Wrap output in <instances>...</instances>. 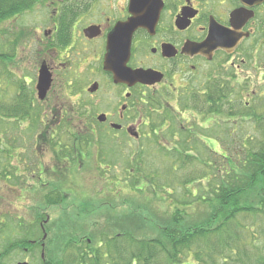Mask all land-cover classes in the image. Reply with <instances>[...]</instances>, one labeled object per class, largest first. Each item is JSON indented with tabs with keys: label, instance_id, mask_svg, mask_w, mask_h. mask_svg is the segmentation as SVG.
Here are the masks:
<instances>
[{
	"label": "flooded vegetation",
	"instance_id": "flooded-vegetation-1",
	"mask_svg": "<svg viewBox=\"0 0 264 264\" xmlns=\"http://www.w3.org/2000/svg\"><path fill=\"white\" fill-rule=\"evenodd\" d=\"M0 44V155L6 159L0 160V183L7 190L21 174L29 179L34 163L30 180L43 193L44 184L58 181L63 159L70 161L72 152L87 159L100 139H128L125 148L140 150L144 143L137 142L150 137L159 151H180L168 138L177 143L182 136L186 143L188 136H215L221 124L230 127L237 112L233 86L244 87L236 70L252 60L256 69L264 63V0H41L0 21ZM108 54L130 71L160 79L115 83ZM47 80L41 98L38 83ZM225 84L230 97L220 115L216 92ZM81 129L86 145L78 143ZM41 151L52 153L50 164ZM7 211L0 208L1 233ZM3 236L0 244H12Z\"/></svg>",
	"mask_w": 264,
	"mask_h": 264
},
{
	"label": "rangeland",
	"instance_id": "rangeland-1",
	"mask_svg": "<svg viewBox=\"0 0 264 264\" xmlns=\"http://www.w3.org/2000/svg\"><path fill=\"white\" fill-rule=\"evenodd\" d=\"M1 42H3V39H1ZM0 47H2L1 44ZM254 63L255 61L252 60L250 65L242 67V70H236L238 74L236 81L242 82L244 87L236 84L233 86L231 94L236 96L235 109L241 107L242 112H251L252 110H258L260 107L264 109V63L261 69L253 68ZM256 63L258 64V62ZM224 76H226V73ZM76 125H79L78 128H82L81 123L76 122ZM11 126L13 125L11 124ZM226 128L233 129L232 135L228 136L223 132ZM256 128L253 119L241 121L237 118L230 127L222 128L221 124L219 126L220 131L216 136L186 137L187 142L179 147L180 151H168V149L159 151V147L155 146L157 143L150 138H143V141L137 142V145L145 144L144 148L140 149L141 151L125 148L128 139H120L122 143L112 141L110 138L106 142H101L100 139L91 143L94 147L91 146L90 155L87 159L83 158L84 152L80 155L72 152L75 157L69 155L71 157L70 161L67 158L61 161L58 183L50 184V187L45 189L46 192V190L49 191L51 187H54L63 193L64 199L56 207L47 206L43 199L44 192L34 190L38 187V183H33L35 180L32 181L30 178H32L31 169L34 171L36 169L31 168L34 163L29 162L30 168L27 169L29 179H25L24 175L21 174L19 180L12 179L10 181L11 186L7 190H4L3 183H0V208L8 210L6 215L9 223L7 224V232H0V238H4L3 234L5 233L12 242L11 245L0 244V264H16L20 261H27L28 264H40L46 258V260H49L50 257L53 258V251L58 247L57 241L59 240L60 247L68 248L75 245L74 242L79 238L82 240L83 237H91L95 242H99L121 233L123 230H132L139 238L157 236L159 233L153 227L155 226V220H151V213L153 214L154 210L163 214L165 199L162 198V203L152 202L150 206L152 209L147 208L148 206L139 209L138 204L145 206L144 204L150 201L149 198L154 197L153 194L162 197L163 191L168 190L166 184H173L174 191H171V198L180 197L184 193L182 183L184 176L202 172L203 165L200 163L202 159L203 161L206 159L209 161L207 157L209 159H212V157L220 159L219 154L223 149L227 150L228 153L242 152V135L245 133L248 135L257 134ZM61 130H64V128ZM84 130L81 129L82 138L78 142L81 145L87 143V135L84 136ZM60 134V138L64 142L71 144V136L65 135V132H60ZM11 136L13 137L14 133ZM181 138L184 140L185 137L181 136ZM168 141H171V138H168ZM130 142L131 145L135 146L136 142ZM169 144L172 145L173 143L170 142ZM16 145L20 146V143L18 142ZM204 145H209L218 157L210 152L207 153ZM95 146H100L102 150L100 148L95 150ZM23 149V147L18 149L21 151L20 155L24 152ZM81 151H84V148H81ZM12 153L15 154L14 161L19 164L21 156L17 154L16 149ZM24 153L26 154V152ZM39 153L43 156L44 164L51 163V152L41 151ZM177 153H181L183 156H191V161H194L195 164L187 163L184 167L176 163L175 161L179 162L180 159ZM200 153H202V159L199 157ZM27 154L31 158V153L28 152ZM62 157H64V154ZM0 160L6 161L3 155H0ZM31 160H34V157ZM129 166L134 168L135 171L138 168L141 169L143 178L139 183L137 179L129 176ZM170 169L173 170L171 173H169ZM10 172L13 178L15 169L11 168ZM151 175H153L154 181L151 180ZM122 180H125L126 184ZM133 185L136 186L134 191ZM131 199L139 201L135 208H131L128 203H123L131 201ZM167 210L169 209L167 208ZM36 213H38L39 220L35 216ZM41 219H43V238H41L42 233L38 223V221L42 222ZM130 221L134 222V227H129ZM141 225L146 226V231L138 230V226ZM28 240L38 241L29 243ZM13 241H16V243ZM39 241L45 245L44 250H42L43 247L33 245L39 244ZM20 243L29 244L28 250H23L27 247H23V249L15 247V244ZM256 244L259 246L260 251L264 250V236L258 238ZM83 245L85 244H80L81 247L79 248H84ZM76 252L78 253V251ZM41 254L42 258L40 259ZM4 255L7 257L3 258ZM66 255L67 258H70L72 254L67 252ZM185 263L194 264L189 259Z\"/></svg>",
	"mask_w": 264,
	"mask_h": 264
},
{
	"label": "trees",
	"instance_id": "trees-1",
	"mask_svg": "<svg viewBox=\"0 0 264 264\" xmlns=\"http://www.w3.org/2000/svg\"><path fill=\"white\" fill-rule=\"evenodd\" d=\"M38 1L41 0H0V21L30 8ZM228 89V84L220 85L216 92L220 115L224 113L223 104L229 102ZM261 108L242 112L239 107L235 111L236 119H253L257 134L242 135L243 150L240 153H228L223 149L220 159L207 157L209 161H203L200 153L203 171L184 176V193L180 197L171 198L173 184H166L168 190L163 191L162 197L153 194L155 198H149L145 206L135 199L123 202L131 208L138 204L139 209L147 206L152 209V202L162 203L164 198L163 214L154 210L151 213V220H155L153 227L159 233L157 236L139 238L134 231L123 230L99 242L87 237L90 240L83 245L84 248H79L78 244L60 247L59 240L53 258H49L51 262L46 258L43 262L40 260V264H186L187 259L194 264H264V250L260 251L256 244V240L264 236V109ZM0 111L4 113L5 109L1 106ZM1 123L5 124L4 121ZM232 133L233 129L225 132L228 136ZM204 149L216 155L209 145H204ZM177 154L180 159L175 162L181 166L195 164L191 156ZM129 169V176L139 183L143 178L141 169L135 171L130 166ZM172 171L170 169L169 173ZM151 180L154 181L153 175ZM122 182L126 183L125 180ZM46 188L44 184L45 203H62L64 196L61 191L53 188L45 192ZM134 189L136 186L133 185ZM133 223L130 221L129 227H134ZM145 227L138 226V230L146 231ZM24 243L15 244V247L29 248V244ZM67 252L72 254L70 258H67Z\"/></svg>",
	"mask_w": 264,
	"mask_h": 264
},
{
	"label": "water",
	"instance_id": "water-1",
	"mask_svg": "<svg viewBox=\"0 0 264 264\" xmlns=\"http://www.w3.org/2000/svg\"><path fill=\"white\" fill-rule=\"evenodd\" d=\"M116 58L115 55H107L108 64L106 68L113 74V80L115 83H128L133 84L135 82H142V83H153L158 81L160 78H154V73H150L149 71H130L129 69L123 67L118 62H112V59ZM38 83L39 95L42 98L46 89L48 88V80L44 86ZM18 264H26L18 263Z\"/></svg>",
	"mask_w": 264,
	"mask_h": 264
}]
</instances>
